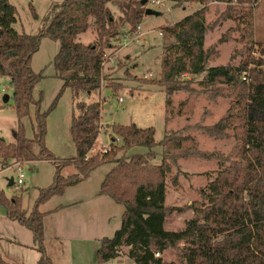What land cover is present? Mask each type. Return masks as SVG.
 <instances>
[{"label": "trees", "instance_id": "obj_1", "mask_svg": "<svg viewBox=\"0 0 264 264\" xmlns=\"http://www.w3.org/2000/svg\"><path fill=\"white\" fill-rule=\"evenodd\" d=\"M171 1L176 6L183 2H226L228 7L221 17L243 22L247 14L252 19L253 7L259 0ZM241 3L250 6L247 14L242 9L238 11L236 6ZM147 4L143 5L141 0H60L51 7L43 30L29 34L14 27L17 8L9 0H0V76L11 78L18 115L16 142L8 144L0 137V165L9 167L18 160H51L56 165L53 183L40 190L30 215L23 208L22 197L10 199L3 190H0V206L6 209L10 219L33 232L42 254L39 263L52 264L45 257V214L39 206L64 194L67 187L88 179L100 165L114 163L101 183L100 194L122 204L125 210L121 228L113 237L101 239L97 251L99 263L119 258L122 247L127 246L135 264H176L164 259L163 254L168 251L175 252L179 264H264V60L253 56L255 47L264 53V44L251 42L244 46L239 51V55L244 54L239 65H212L219 53L213 47L204 48L211 28L206 22L207 6L164 28L160 79L150 83L163 88L166 94V122L171 112L183 113L200 95H208L215 102L229 98L231 104L224 115L216 123L201 128L215 139L234 137L236 143L230 152L227 155L201 154L197 149L192 152L195 138L171 130L157 142L153 126L141 128L132 123L112 125L110 145L91 154L102 127V100L88 103L80 100V95L101 89L107 49L113 47V41L126 24L131 31L138 29ZM110 5L119 9L117 16ZM90 29L96 33V40L88 44L80 41L79 36ZM43 37L60 42L53 65L57 77L63 81L58 95L45 111L43 96L38 99L34 96L44 71L36 73L32 69L33 56ZM225 41L227 38L221 37L217 42ZM244 72L250 81L243 79ZM202 74L205 76L199 84L203 90L191 87L193 80L185 79L188 75ZM111 85L118 92L119 87ZM66 89H71L75 98L71 133L77 153L60 161L46 147L47 119ZM181 91L188 96L176 107L172 97ZM32 106L36 110L35 131L34 137L29 138L23 119L30 116ZM158 145L161 152L154 150ZM137 146L147 147L149 151L119 156V152ZM195 151L201 157L215 158L218 169L214 175L207 173L208 183L199 189L202 200L187 209L193 211V216L184 227L168 230L165 228L168 216L181 209L165 204L167 174L172 165L180 169L178 160ZM158 155L162 156L161 164L152 162ZM68 165H73L77 172L64 176L61 168ZM0 264H12L1 251Z\"/></svg>", "mask_w": 264, "mask_h": 264}, {"label": "rangeland", "instance_id": "obj_2", "mask_svg": "<svg viewBox=\"0 0 264 264\" xmlns=\"http://www.w3.org/2000/svg\"><path fill=\"white\" fill-rule=\"evenodd\" d=\"M9 1L18 11L17 22L14 24L16 30L37 34L43 30L51 7L60 0ZM151 1L156 0H149L147 7L158 14L145 15L139 28V32L144 34L139 40L135 38L131 40L135 37L133 33L138 29L131 31L130 25L126 24L121 35L113 41V47L107 49L100 92L80 95V100L88 103L102 100V127L91 154L104 151L110 145L113 136L112 125L135 123L141 128L153 126L156 129L157 142L164 138L168 130H171L174 133L181 132L179 134L195 138L196 147L193 145L192 152L197 149L201 154L207 152L227 155L236 143V139L234 137L215 139L206 134L201 126L216 123L230 107L229 98H221L215 102L209 99L208 95H200L191 102V105L183 109V113L171 112L170 120L166 122V94L163 88L150 83L151 80L160 79L164 41V35H161L160 31L163 32L165 27L172 26L202 6H207L206 22L211 28L205 37L204 48L213 47L219 53L211 64L239 65L244 57V54L239 55V51L244 46L251 45V42L264 44V0L255 3L252 19L247 14L249 5L241 3L236 6L239 8L238 11L242 9L247 14L243 22L235 18L224 20L221 17L228 7L226 2L217 1L208 4L183 2L176 6L171 0H161L160 4H152ZM110 8L116 16L120 13L116 6L110 5ZM123 34H132L128 36L127 44L122 40ZM96 37V33L90 29L82 33L79 40L88 44L95 41ZM221 37L227 38V41L218 43ZM59 49V41L43 37L32 59L34 72L44 71V78L34 89L36 99L40 95L43 96V111L48 110L52 105L63 84V81L57 77L53 65ZM256 49L257 47L254 51ZM204 76L205 74L188 75L185 79L193 80L191 87L203 90L204 87L199 84V81ZM111 84L119 87L118 92ZM187 96L185 91L173 95L174 105L178 107ZM107 103L109 104L106 106ZM74 105L73 93L71 89H66L47 119L46 147L60 161L71 159L77 153L71 133ZM35 113V107L32 106L30 116L23 119L26 135L29 138L34 137ZM185 126L188 127L185 128ZM17 128L18 115L11 78L0 76V137L4 138L8 144L15 143ZM229 132L234 134L233 130ZM117 143L120 144L121 140H117ZM154 150L161 152L162 148L158 145L154 147ZM148 151L147 147L137 146L119 152V156L129 157L132 154ZM201 154L195 151V154L189 157L180 158L178 160L180 169L172 165L171 171L167 174L165 204L177 205L182 210L180 212L181 210L176 209L168 216L165 224L168 230H179L184 227L186 220L193 216V211L187 209L194 202L202 200L199 189L207 185L210 177L207 173L212 172L211 175H214L213 172L218 169L215 158L201 157ZM162 161V156L158 155L152 162L161 164ZM18 162H21L20 166H23L25 183L20 186L10 185L11 179L15 181L18 177ZM113 165L114 163L100 165L92 172L90 178L67 187L64 194L54 196L39 206V210L45 214V257L52 264H135V260L129 256L130 247L127 246L122 247L119 258L107 263L97 261L101 239L113 237L121 228L125 210L122 204L115 202L109 196L98 195L101 183ZM8 166L0 165V190H3L10 199L14 196L22 197L23 208L27 215H30L35 208L40 190L53 183L56 165L51 160L30 162L18 160ZM76 172L77 169L73 165L61 168V174L64 176ZM65 203H70V207L54 213L55 207ZM81 235H86L88 238H81ZM4 245L12 246L10 253L14 263L40 264L42 254L37 249L33 232L18 221L10 219L6 209L0 206V248L3 255L10 258ZM163 257L167 261L179 264L175 252H165Z\"/></svg>", "mask_w": 264, "mask_h": 264}, {"label": "built area", "instance_id": "obj_3", "mask_svg": "<svg viewBox=\"0 0 264 264\" xmlns=\"http://www.w3.org/2000/svg\"><path fill=\"white\" fill-rule=\"evenodd\" d=\"M214 2H217V1H214ZM151 3L152 4H160L161 0L151 1ZM139 27H138V30L135 33H133V36H135V37H133L131 40H134V38L136 40H139L140 36L143 35V33L139 32ZM160 34L162 35L163 32L160 31ZM129 35H132V34H123L122 35V40L124 41L125 44H127L128 41H129L128 40L129 39L128 38ZM253 56L256 57V58L264 60V53H262L260 50H258V48L256 49V51L253 52ZM243 79L246 80V81H250L247 72H244ZM120 100L122 101V98H120ZM20 163L21 162H18V166H19L18 169H17V171L19 172L18 173V177L14 181V184L17 185V186L23 185L25 183V174H24V171H23V166H20Z\"/></svg>", "mask_w": 264, "mask_h": 264}, {"label": "crops", "instance_id": "obj_4", "mask_svg": "<svg viewBox=\"0 0 264 264\" xmlns=\"http://www.w3.org/2000/svg\"><path fill=\"white\" fill-rule=\"evenodd\" d=\"M140 28V27H139ZM143 34H144V32H142ZM109 103H107L106 104V106L108 105ZM90 178V177H89ZM100 188H101V186H100ZM98 195H101L100 194V191H99V193H98ZM106 196V195H105ZM70 207V203H65V204H63V205H58L57 207H55L54 209H53V211H54V213H58V212H61V211H64L65 209H67V208H69ZM86 216H88V215H86ZM22 225V224H21ZM81 238H88V237H86V235H81L80 236ZM95 237V236H94ZM4 248H6L7 250H8V252H9V256H10V258H8V257H5L4 255V257L10 262V263H12V264H16V263H14V258H13V256L11 255V253H10V249H13L12 248V246H10V245H4ZM61 250H63V248L61 249ZM0 251H1V253L3 254V251H2V249L0 248ZM8 254V253H7ZM13 258V259H12ZM20 262V261H19Z\"/></svg>", "mask_w": 264, "mask_h": 264}, {"label": "water", "instance_id": "obj_5", "mask_svg": "<svg viewBox=\"0 0 264 264\" xmlns=\"http://www.w3.org/2000/svg\"><path fill=\"white\" fill-rule=\"evenodd\" d=\"M148 2H149V0H141V3H142L143 5H146ZM146 14H147V15H152V14H158V12H156V11H154L153 9L147 7V9H146ZM7 99H8V98H7ZM13 184H14V180L11 179V181H10V185H13Z\"/></svg>", "mask_w": 264, "mask_h": 264}]
</instances>
